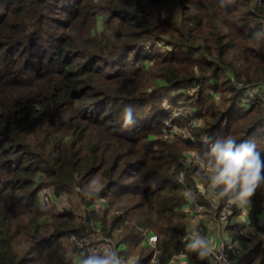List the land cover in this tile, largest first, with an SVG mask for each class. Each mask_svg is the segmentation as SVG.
<instances>
[{"label":"trees","instance_id":"obj_1","mask_svg":"<svg viewBox=\"0 0 264 264\" xmlns=\"http://www.w3.org/2000/svg\"><path fill=\"white\" fill-rule=\"evenodd\" d=\"M171 7L179 17L163 16ZM178 87L198 111L193 127L178 119L185 139L162 133L161 102ZM246 87L262 95L245 103ZM124 103L136 121L121 130ZM219 134L264 148V0H0V264H74L88 250L71 235L91 238L94 226L110 237L123 211L136 224L115 247L125 264H145L155 249L127 262L125 246L144 251V231L182 237L184 193L208 206L183 149ZM93 178L100 190L86 198ZM43 188L73 193L84 213L45 214ZM250 199L246 227L228 215L231 239L264 232V184ZM113 203L123 211L112 215ZM225 250L229 264H264V240Z\"/></svg>","mask_w":264,"mask_h":264},{"label":"clouds","instance_id":"obj_2","mask_svg":"<svg viewBox=\"0 0 264 264\" xmlns=\"http://www.w3.org/2000/svg\"><path fill=\"white\" fill-rule=\"evenodd\" d=\"M165 106L167 105L165 104ZM134 113L135 106L132 103L123 104L118 118L121 130L127 129L135 123ZM185 163L194 165L202 171L204 183H199L198 187L201 185L200 190L205 192L210 199L224 203L225 216L230 214L233 206L248 213L251 206L250 198L264 184V148L259 147L255 141H238V137L231 134H219L215 137L203 135L200 139V147L192 148L187 153ZM178 179L183 182L182 173ZM153 186L155 185L153 184ZM100 187L99 180L93 178L84 185V196L86 198L94 196L99 192ZM77 190L81 189L77 187ZM186 195L189 199L195 198L191 191ZM242 215L243 221L246 222V214L242 213ZM216 221L219 222L217 219ZM250 230L255 232V229ZM255 234L259 240H264V232ZM100 239L104 240L103 247L99 251L82 252L77 264H125L114 243L103 236H100ZM152 240L155 243L156 237H153ZM183 240L184 248L188 253L194 252L200 260L212 256L216 264H229L224 253L225 245L229 249L240 247V242L230 237L223 238L219 244H216L201 231L198 223L192 225V230L183 237ZM158 256L159 253L154 255L150 264H159ZM135 262L134 260L133 264Z\"/></svg>","mask_w":264,"mask_h":264},{"label":"rangeland","instance_id":"obj_3","mask_svg":"<svg viewBox=\"0 0 264 264\" xmlns=\"http://www.w3.org/2000/svg\"><path fill=\"white\" fill-rule=\"evenodd\" d=\"M163 16L166 17H170V16H176L179 17V10L175 7H171V8H167L165 10L162 11ZM150 45H153L152 41H148L146 43H144V48H148ZM160 46H163L161 43L159 44ZM165 47H167L168 49L170 48L169 45L164 44ZM187 87H178L177 89L173 90L170 93V97H165L162 100V104L160 105V108L162 110H165L168 112V117L164 119L163 121V126H162V133L166 134L168 137H171L172 135H176V137H181V138H188L191 137V133H190V127L188 126H184L182 124H179L178 119L182 118L183 115H187V116H192V119L189 123H191V127H193V125H197V119L193 118V115L196 114L198 111L194 110L192 108V106L190 105H183L182 104V98L180 97L181 95H187L185 94L184 90ZM245 93H244V97H243V101L245 103L249 102L251 99L257 97V96H261V89H258L257 87H246L245 88ZM261 94V95H260ZM170 98H174L176 99V105L173 104L172 100H170ZM218 102H220L219 100H217ZM165 104L167 106H165ZM221 104V103H219ZM168 126V128H166ZM184 150V155L186 156L187 159V153L191 150V149H183ZM200 172H202L199 169ZM202 183H204V181H202ZM46 190V191H45ZM51 189L50 188H43L42 192H47L48 196L46 194H44L43 196H46V198H44V204H41L42 206V210L45 214L50 213V212H54V211H58L61 210L63 208V210H68L71 212H74L77 215H82L86 209L85 205L82 204L79 199L77 198L76 195L72 194H62V195H58V196H53L51 194ZM42 196V197H43ZM188 198V197H187ZM191 200L188 198V201ZM106 201L108 202L109 200L106 199ZM198 203L195 201V199L192 201V203ZM206 202L208 203L207 205H203L204 209L201 212H195L193 217H189L187 216V218L185 217V219L182 221L181 227L183 231H185V233L182 235L181 238L179 237H174L173 239L170 237H167L168 233H163L160 232V239H158V233L152 231L147 233L146 231H144L142 233L143 237H144V241L147 242V244H145L144 246V251L139 250L137 247L132 248L131 246H125V249L123 250V253H127L130 251L129 253V257L127 259V262L132 261L134 258H136L137 256H142V254H144L145 252H147L148 250H153L154 254L156 255L157 253H159L158 259H159V264H198V262L200 261H204L205 264H216V261L214 259V257L210 256L204 260H200L196 257L195 253H188L187 250L184 248V240L183 237H185L191 230H192V225L194 223H198L201 231L206 234L207 236H209L216 244H219L223 238H229L230 237V233H228V231L226 230V225L229 223V219H227L225 222H217L216 221V211L219 210L218 208L220 207L219 204L220 202L218 201H214L212 199H210L208 196L206 198ZM95 210H101L103 208V205L101 206L99 204V200L95 201L93 204ZM92 206V207H93ZM237 210H239V213H237ZM123 209L121 208V204L120 203H113L112 208L109 212H111V214H117L122 212ZM232 215H233V222H236L235 226L236 229H241L243 226L246 227L247 226V222L243 221V215L241 212H243V214H247L245 212V210L240 209V208H236L235 206L232 207L231 209ZM103 210L99 213L100 215L103 214ZM123 214L125 217V219H120L119 217V221H121V225L116 228L113 231V235H110V238L108 239V237L103 236L104 238H107L108 240H111L114 245L117 244V242L119 241V239L123 238L126 235L127 230L129 229V231L132 228V226H135V217H131L130 214H126L123 211ZM112 215H109V213L106 212V217L107 218H111ZM262 221H264V219H262ZM131 227V228H130ZM93 231L91 232V240L95 241L96 243H98L100 241V237L99 234H101L99 232L98 229H96L94 226H92ZM156 233V234H155ZM149 234H153L157 237V239L155 240V243H153L152 241L149 240ZM102 235V234H101ZM71 236H74L76 238H79L80 236H75L74 234H72ZM231 238V237H230ZM245 240H238L240 243L243 244V247H239V249H244V248H251L253 246L254 243L257 242L258 238L256 237V234H253L251 236L252 240H248L246 238H244ZM69 240V239H68ZM75 242V240H72ZM104 240H102V244H104L103 242ZM179 241H181L179 243ZM100 245V243H98V246ZM226 247H228L227 245H225ZM66 247H71L72 248V244L71 241L69 240L66 243ZM78 249L82 248V246L77 245ZM236 249V248H233ZM238 249V248H237ZM118 250V249H117ZM133 250V251H132ZM75 253V252H74ZM78 254H81V252H79ZM227 257H228V252H226ZM74 255V254H72ZM69 256V255H68ZM79 256H77V261H78ZM152 259V258H151ZM151 259H149L145 264H150ZM77 264V263H76Z\"/></svg>","mask_w":264,"mask_h":264},{"label":"built area","instance_id":"obj_4","mask_svg":"<svg viewBox=\"0 0 264 264\" xmlns=\"http://www.w3.org/2000/svg\"><path fill=\"white\" fill-rule=\"evenodd\" d=\"M182 115H184V114H182ZM166 128H168V126H167ZM181 173L183 174V172H180V173L178 174V176H179ZM183 176H184V174H183ZM184 179H185V177H184ZM177 180H178V182H180V183H183V182H184V180H183V182H181V181L178 179V177H177ZM200 186H201V185H200ZM200 186H199V192L202 193V194H204L205 192H202V191L200 190ZM184 194H187V192H185ZM44 198L47 199V197H46V196H43V197H42L43 202H44ZM192 201H193V199L189 200V201H188V205H186V207L184 208L185 213H186L187 216H189V217H193L194 214H195V212H201V210H202V205H201V204L194 203V202L192 203ZM224 209H225V205H223V206L217 211V213H216V217H215V218H216L219 222H225V221L227 220L228 214H227V216H225V211H224ZM148 237H149V240L153 242L152 238H153V237H156V236L153 235V234H150ZM70 239L75 240V243H76L77 245L82 246V248H84V250H88V251H98V250H100V249L103 247V244H102V242H101L102 239H100L101 241L98 242V243H100L99 246H98V243H96L95 241H92L90 238H87V237H85V236H81V237H79V238H76V237H74V236H71ZM108 239H109V238H108ZM156 239H157V237H156ZM220 241H222V240H220ZM103 242H104V241H103ZM225 248H226V246H225ZM225 248H224V253H225V255L227 256ZM83 252H84V251H83Z\"/></svg>","mask_w":264,"mask_h":264},{"label":"crops","instance_id":"obj_5","mask_svg":"<svg viewBox=\"0 0 264 264\" xmlns=\"http://www.w3.org/2000/svg\"><path fill=\"white\" fill-rule=\"evenodd\" d=\"M204 195L208 196L206 193H204ZM241 213H243V212H241ZM240 246H242V244H240ZM72 259H73L74 264H76L77 263V256L76 255H72Z\"/></svg>","mask_w":264,"mask_h":264}]
</instances>
